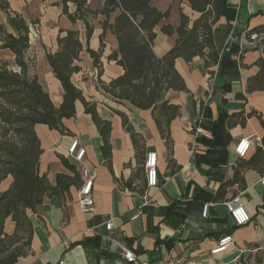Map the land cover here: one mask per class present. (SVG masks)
<instances>
[{
	"label": "crops",
	"instance_id": "0c3cea01",
	"mask_svg": "<svg viewBox=\"0 0 264 264\" xmlns=\"http://www.w3.org/2000/svg\"><path fill=\"white\" fill-rule=\"evenodd\" d=\"M58 1L5 0L9 5L8 10L20 14L29 24L30 46L25 54L29 63L28 75L38 77L56 107L63 101L64 90L48 63L47 53L58 51L60 34L64 35L69 29L79 32L82 50L75 64L81 69L72 74L71 81L82 91L87 101L96 104L99 116L111 122L112 170L106 165L101 151L103 140L99 130L91 114L85 111L82 101L75 102L74 117L63 119L69 133L62 134L46 124H36L35 131L42 148L39 173L46 174L53 185L59 173L72 175L61 158L68 159L69 146L73 139H78L79 145L86 149L85 157L82 162L68 160L79 174L82 165L89 168L94 176L95 203L89 211H84L80 206V175V184L72 185L61 198L46 196L35 210L27 209L33 232L31 251L20 257L16 264H130L122 256L125 248L133 250L139 258L151 264H158L168 254H186L199 260L200 264H264V188L260 182L264 171L259 173L254 169H246L243 187L234 184L227 188L223 200L212 199L221 183L233 177L234 168L240 160L234 152V145L240 138L261 137L264 160V126L261 122V118L264 120V89L251 93L246 91L248 79L258 72L255 62L262 55L260 43L264 40V31L257 32L256 39H251L248 34L264 25V0H229L230 6L236 9L235 19L230 23L223 16L214 25L217 48L221 52L230 47L237 49L230 57L229 67L220 70L219 62L208 69L204 59L199 56L191 61L181 57L175 60V68L182 76L188 92L169 90L165 96L171 104L180 106V115L170 125L174 159L172 166L169 165L165 142L158 131L152 110L116 100L99 86V79L108 83L124 72L122 66L109 59L112 53L118 52L116 35L108 31L101 46L104 15L90 17L93 32L88 37L85 21L77 19L72 22L57 4ZM104 1L87 0V4L92 10H100ZM151 4L169 13L156 28L153 49L160 57L177 40L176 33H162V26L168 23L177 26L181 12L189 17L192 24L199 13L191 8L189 0H151ZM68 7L71 14L76 12L74 3L70 2ZM120 12L119 8L113 11L109 23H114ZM0 24L8 32L14 33L2 0ZM88 49L100 53V76ZM1 61H7L14 70H18L14 54L9 49H0ZM209 70L213 73L210 74ZM219 108L229 114L254 112L244 125L236 122L225 132L223 141L228 155L227 162L220 165L222 175L209 174V165L206 163L197 164L196 156L204 155L206 148L196 141L193 130L199 120L207 123L217 118ZM116 111L128 117L145 145L139 173L131 136ZM258 147L252 146L243 159L249 160L255 156ZM150 152L157 154L158 183L147 187L145 161ZM135 173L138 176L133 186L138 190L144 184V193L123 187L122 181L129 180ZM116 179L121 182L118 183ZM11 183V176L4 179L0 184V193L8 189ZM236 195L241 196L251 216V221L243 226L233 224L225 205ZM205 203L210 204L207 217L202 216ZM138 211L139 217L131 219L133 213ZM108 220L114 222L112 230L105 227ZM14 230L15 224L9 217L5 221V232L12 234ZM225 233L232 234L233 244L227 251L212 255V248ZM88 238L92 242L84 243Z\"/></svg>",
	"mask_w": 264,
	"mask_h": 264
},
{
	"label": "trees",
	"instance_id": "16d2710c",
	"mask_svg": "<svg viewBox=\"0 0 264 264\" xmlns=\"http://www.w3.org/2000/svg\"><path fill=\"white\" fill-rule=\"evenodd\" d=\"M70 2L77 7L74 14L69 12ZM189 3L191 8L199 13L198 18L190 24L189 17L181 12L177 26L170 23L163 25L162 33L166 35L176 33L177 40L171 49L159 57L153 49L157 37L156 28L169 13L153 6L151 0H105L100 10H92L87 0L57 2L72 22L77 19L85 21L88 37L93 32V26L89 22L90 17L104 15L103 32L100 35L101 46L104 45L108 31L116 35L118 52L112 53L109 59L122 66L124 72L108 83L99 79V86L116 100L127 101L140 109L152 110L158 131L165 142L171 166L174 159L170 125L180 115V106L171 104L165 96L169 90L188 92L182 76L175 68V60L181 57L185 61H191L199 56L204 59L208 69L220 62V70H224L231 65L232 53L237 51L236 48L230 47L229 50L221 52L214 40L213 27L218 20L224 16L231 23L235 19L236 9L230 6L229 0H189ZM2 6L7 12L8 23L14 33L8 32L5 26L0 24V49H9L14 54L15 66L18 70H14L7 61L0 63V184L8 176L12 177L11 185L0 193V264H16L20 257L26 256L31 251L33 232L26 210H35L46 196L61 198L72 185L80 184L78 170L65 157L61 158L62 162L72 175L59 173L56 184L53 185L46 174L39 173L42 148L35 125L46 124L62 134L69 133L63 119L74 117L75 102L82 101L85 111L91 114L102 137L101 151L110 170H112L110 143L112 126L110 121L99 116L96 104L87 101L82 91L71 81L72 74L81 69L75 64L82 50L79 32L69 29L64 35L60 34L58 51L53 54L47 53L48 63L64 90L63 101L59 107H56L38 77L28 75L29 63L25 54L30 46L29 24L20 14L9 11V5L5 0H2ZM117 8L121 12L114 23H109L110 14ZM262 31L264 25L254 28L248 36ZM260 48L262 55L255 62L258 72L248 79L246 86V91L249 93L264 89V40L261 41ZM88 52L100 76L102 74L100 53L91 49H88ZM209 73L213 72L209 70ZM116 112L122 117L123 125L131 136L139 173L142 170L141 155L145 148L144 143L141 142L142 137L134 131L124 113ZM252 114L254 112L245 114L244 111L229 114L225 109L219 108L217 118L203 123L211 131V136H196V141L206 148L204 155L196 156L197 164L206 163L209 165V174L222 175L220 165L227 162L228 155L223 136L234 123L244 125ZM261 122L264 126L262 118ZM239 159L233 177L223 181L212 196L214 201L223 200L229 186L238 184L243 187L246 169H254L259 173L264 171L262 147H258L255 156L249 160ZM173 171L172 169L171 172ZM137 176L135 173L129 180L122 181L123 187L144 193L146 188L144 184L138 190L133 186ZM116 181L121 182L118 179ZM9 217L15 224L12 234L5 232V221ZM90 242H92L90 238L84 241V243Z\"/></svg>",
	"mask_w": 264,
	"mask_h": 264
},
{
	"label": "built area",
	"instance_id": "2783aa9c",
	"mask_svg": "<svg viewBox=\"0 0 264 264\" xmlns=\"http://www.w3.org/2000/svg\"><path fill=\"white\" fill-rule=\"evenodd\" d=\"M251 39H256L257 34L252 33L249 36ZM198 125L195 126L194 135H205L211 136V131L203 125L202 121H198ZM257 145L263 147V140L259 136L253 137H243L240 138L234 145V152L238 158H245L251 147ZM86 149L79 145L78 139H73L71 145L68 149L67 157L69 160L82 162L85 157ZM145 173H146V185L147 187L156 186L157 180V154L156 152H150L147 154V159L145 161ZM80 175L82 178V185L78 191L79 204L84 211L92 210L94 207V195H93V184L94 176L90 172L89 168L82 165L80 170ZM264 188V177L260 180ZM209 203L203 204L202 216L207 217L209 212ZM228 214L235 226H243L251 221V216L243 205L241 201V196L236 195L230 200L225 202ZM140 212L133 213L131 219H137ZM107 230H112L114 227L113 220H108L105 224ZM233 236L231 233L223 234L218 240L217 244L212 248L211 254L218 255L227 251L229 246L233 244ZM123 258L127 263L130 264H151L149 261L139 258L136 252L129 248H125L122 253ZM63 263V262H60ZM158 264H200L199 260L192 258L186 254L171 255L168 254L161 262ZM214 264H227L224 262H216Z\"/></svg>",
	"mask_w": 264,
	"mask_h": 264
}]
</instances>
